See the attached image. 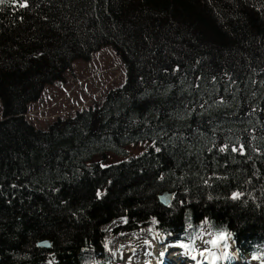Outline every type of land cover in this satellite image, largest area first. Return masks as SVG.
I'll list each match as a JSON object with an SVG mask.
<instances>
[{
    "label": "trees",
    "instance_id": "trees-1",
    "mask_svg": "<svg viewBox=\"0 0 264 264\" xmlns=\"http://www.w3.org/2000/svg\"><path fill=\"white\" fill-rule=\"evenodd\" d=\"M105 46L122 86L31 123L44 86ZM0 100V264H107L101 227L121 217L264 260V0H4Z\"/></svg>",
    "mask_w": 264,
    "mask_h": 264
},
{
    "label": "rangeland",
    "instance_id": "rangeland-1",
    "mask_svg": "<svg viewBox=\"0 0 264 264\" xmlns=\"http://www.w3.org/2000/svg\"><path fill=\"white\" fill-rule=\"evenodd\" d=\"M72 63L73 66L63 74L61 80L46 84L38 99L30 102L27 118L38 128L47 129L57 118L74 116L78 110L101 104L107 92L122 86L126 78L123 61L111 46L102 47L88 60L78 58ZM2 117L0 100V119ZM143 148V145L133 146L130 154L138 153ZM125 222L126 219L121 217L101 227L105 247L112 253L107 264H126L130 257L138 264H146V249L156 233V237L159 236L163 241L161 247L166 252L162 259L161 252L156 255L157 259L160 256L163 261L159 264H166L164 260L173 262H168L169 264H182V259L187 261L185 264H198L197 256L195 258L197 249L201 251L198 254L200 264H264L259 255L254 258L238 257L231 241L224 236H216L207 229H203L190 245L189 242L181 245L174 237L167 238L160 234L154 218L132 231L120 230Z\"/></svg>",
    "mask_w": 264,
    "mask_h": 264
},
{
    "label": "bare ground",
    "instance_id": "bare-ground-1",
    "mask_svg": "<svg viewBox=\"0 0 264 264\" xmlns=\"http://www.w3.org/2000/svg\"><path fill=\"white\" fill-rule=\"evenodd\" d=\"M161 230V229H160ZM162 233V232H161ZM156 235H157V233L154 235V237H153V239H152V241H151V246L149 245L148 247H147V249H146V252H148V258L147 259H144L147 263H149V264H159V262H163V261H161V259H162V257H164V254H166V252H165V249H163L162 247H161V243H163V241H161V238H159V236L158 237H156ZM39 247H40V245H39ZM160 252H161V259H160V256H159V259H157V257H156V255H160ZM196 253H197V255H195V258H196V256H197V258H196V260H197V262H199L200 263V261L199 260H201V258H199V255L201 254V251H199V249H197L196 250ZM199 254V255H198ZM120 256V255H119ZM118 256V257H119ZM128 261L126 262V264H138V263H136L135 262V260L133 259V258H128L127 259ZM164 260V259H163ZM139 261H141V260H139ZM165 261V263L166 264H169L168 262H170V261H167V260H164ZM172 262V261H171ZM170 262V263H171ZM145 263V262H144ZM146 263V264H147ZM173 263V262H172Z\"/></svg>",
    "mask_w": 264,
    "mask_h": 264
},
{
    "label": "water",
    "instance_id": "water-1",
    "mask_svg": "<svg viewBox=\"0 0 264 264\" xmlns=\"http://www.w3.org/2000/svg\"><path fill=\"white\" fill-rule=\"evenodd\" d=\"M171 198L172 193L170 192H163L158 195L159 202H161L165 206H168V204L171 202ZM38 244L42 247H51V242L48 239L41 240Z\"/></svg>",
    "mask_w": 264,
    "mask_h": 264
},
{
    "label": "snow or ice",
    "instance_id": "snow-or-ice-1",
    "mask_svg": "<svg viewBox=\"0 0 264 264\" xmlns=\"http://www.w3.org/2000/svg\"><path fill=\"white\" fill-rule=\"evenodd\" d=\"M4 2V0H0V3Z\"/></svg>",
    "mask_w": 264,
    "mask_h": 264
}]
</instances>
